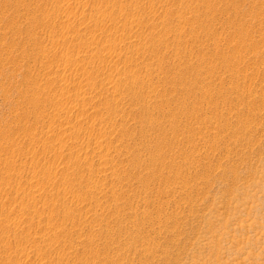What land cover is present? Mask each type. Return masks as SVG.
<instances>
[{"label": "rangeland", "instance_id": "374dc122", "mask_svg": "<svg viewBox=\"0 0 264 264\" xmlns=\"http://www.w3.org/2000/svg\"><path fill=\"white\" fill-rule=\"evenodd\" d=\"M0 264H264V0H0Z\"/></svg>", "mask_w": 264, "mask_h": 264}]
</instances>
